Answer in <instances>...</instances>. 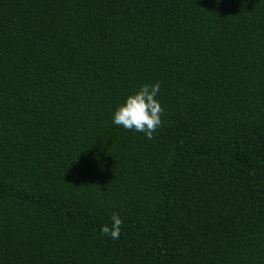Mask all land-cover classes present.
I'll list each match as a JSON object with an SVG mask.
<instances>
[{
    "label": "trees",
    "instance_id": "trees-1",
    "mask_svg": "<svg viewBox=\"0 0 264 264\" xmlns=\"http://www.w3.org/2000/svg\"><path fill=\"white\" fill-rule=\"evenodd\" d=\"M0 264H264V0H0Z\"/></svg>",
    "mask_w": 264,
    "mask_h": 264
},
{
    "label": "clouds",
    "instance_id": "clouds-1",
    "mask_svg": "<svg viewBox=\"0 0 264 264\" xmlns=\"http://www.w3.org/2000/svg\"><path fill=\"white\" fill-rule=\"evenodd\" d=\"M159 89V84L151 86L141 85L139 91L125 98L112 113V123L125 129H134L144 133L146 137L151 136L152 130L160 123L159 103L154 99ZM110 225L102 224L99 231L116 239L119 235L121 219L116 213L110 216Z\"/></svg>",
    "mask_w": 264,
    "mask_h": 264
}]
</instances>
